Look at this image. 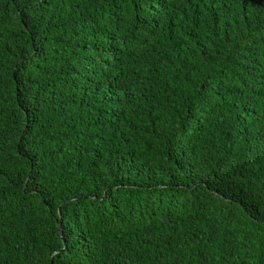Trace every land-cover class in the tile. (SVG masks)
Listing matches in <instances>:
<instances>
[{"label": "trees", "instance_id": "obj_1", "mask_svg": "<svg viewBox=\"0 0 264 264\" xmlns=\"http://www.w3.org/2000/svg\"><path fill=\"white\" fill-rule=\"evenodd\" d=\"M0 264H264V0H0Z\"/></svg>", "mask_w": 264, "mask_h": 264}, {"label": "water", "instance_id": "obj_2", "mask_svg": "<svg viewBox=\"0 0 264 264\" xmlns=\"http://www.w3.org/2000/svg\"><path fill=\"white\" fill-rule=\"evenodd\" d=\"M60 226V233H61V235L63 236V232H62V228H61V224L59 225Z\"/></svg>", "mask_w": 264, "mask_h": 264}]
</instances>
